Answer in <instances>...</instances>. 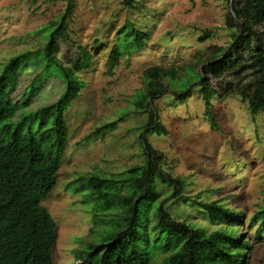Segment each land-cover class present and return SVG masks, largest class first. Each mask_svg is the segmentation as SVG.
<instances>
[{
  "label": "rangeland",
  "instance_id": "obj_1",
  "mask_svg": "<svg viewBox=\"0 0 264 264\" xmlns=\"http://www.w3.org/2000/svg\"><path fill=\"white\" fill-rule=\"evenodd\" d=\"M72 1L70 39L61 42V53L65 59L73 58L79 46H84L94 52L95 59L89 69L79 74L84 87L66 112L68 142L58 183L42 202L57 222L53 264L77 263L78 250L115 230L118 222L112 216L117 210L99 211L88 190L75 192L69 185L79 179L86 185L92 173L112 177L145 163L141 132L149 122V114L136 107L144 87V70L154 65L177 67L199 57L206 59L218 49L234 51L233 34L239 32L238 21L233 19L237 0H135L133 8L124 5L123 0ZM68 3L69 0H0V74L12 58L30 51L37 54L46 46L51 31L48 25L65 13ZM131 24L149 38L141 50L123 47L119 66L109 73L108 56L122 42L123 34L129 33ZM259 30L264 32V24ZM206 32L212 33L211 37L200 41ZM131 40L130 36L126 41ZM36 54L22 67L19 83L11 93L17 110L0 124V129L10 125L13 130L24 122L25 130L33 126L37 131L39 121L32 114L54 104L65 93L64 77L50 73L37 93H30L46 67L43 57ZM48 70L57 72L53 67ZM205 77L211 78L218 92L212 100V110L223 131L215 129L205 114L199 82L191 87L180 80L168 86L153 104L166 133L147 136L165 155L162 170L172 178L185 180V195L199 196L202 201L221 200L240 213L242 222L237 230L250 243L245 251L246 264H264V228L260 221L253 220L264 206V111L253 115L240 95L225 96L223 86L227 82L237 84V72L220 79ZM250 79L241 81L247 83ZM188 86L191 89L186 98L179 99L177 93ZM112 123L115 125L104 133L82 141ZM4 138L0 133V139ZM158 188L159 200L177 221L208 232L227 227L211 223L201 208L171 196V186L158 182ZM96 215L102 218L101 223L96 224ZM151 226H157V221ZM166 255L154 253L153 264H160Z\"/></svg>",
  "mask_w": 264,
  "mask_h": 264
},
{
  "label": "trees",
  "instance_id": "obj_2",
  "mask_svg": "<svg viewBox=\"0 0 264 264\" xmlns=\"http://www.w3.org/2000/svg\"><path fill=\"white\" fill-rule=\"evenodd\" d=\"M123 4L133 8L135 0H123ZM233 11V19L239 26V32L233 34L234 51L218 49L206 59L199 57L177 67L154 65L144 70V87L137 96L136 107L149 114V122L141 132L145 163L112 177L92 173L86 185L81 179L69 185L75 192L88 190L99 211H118L116 216L111 215L118 222L115 230L78 250L75 264H153V254L158 251L167 254L160 264H246L245 251L250 243L246 235H239L237 230L242 222L240 213L221 200L202 201L199 196L185 195V180L172 178L162 170L165 155L155 149L147 136L166 133L153 104L168 86L180 80L191 87L199 82L205 114L220 132L223 129L212 110V100L218 92L211 78L205 76L220 79L229 72H237L239 82L235 85L227 82L223 86L225 96L240 95L253 115L264 111V32L259 30L264 24V0H237ZM73 14L74 4L69 0L65 13L48 25L49 40L37 51L46 67L30 87V93L35 94L46 74H57L65 79V93L54 104L32 114L39 121L37 131L33 126L25 130L24 122L13 130L10 125L0 129L5 136L0 139V264H53L54 261L57 222L42 202L58 183L68 142L66 112L84 87L79 74L89 69L95 59L94 52L84 46H79L73 58L65 59L61 53V42L70 39L69 20ZM128 26L129 33L123 34L122 42L117 43L108 56L109 73H114L119 66L123 47L141 50L149 38L133 24ZM211 34L206 32L199 40L206 41ZM130 36L132 40L126 41ZM35 54L30 51L12 58L0 74V124L15 114L17 105L11 100V93L19 83L22 67ZM236 56L239 59L235 60ZM50 67L57 72L49 71ZM245 77L251 79L247 83L241 81ZM191 87L182 92L175 90L177 97L185 99ZM113 125L102 126L82 141L104 133ZM158 182L171 186V196L181 199L182 203L201 208L211 223L227 227L208 232L191 223L177 221L159 200ZM253 220L260 221L264 228V206ZM95 221L101 223L102 218L96 215ZM153 221H157L154 228Z\"/></svg>",
  "mask_w": 264,
  "mask_h": 264
}]
</instances>
